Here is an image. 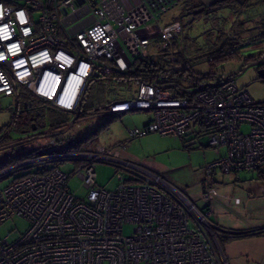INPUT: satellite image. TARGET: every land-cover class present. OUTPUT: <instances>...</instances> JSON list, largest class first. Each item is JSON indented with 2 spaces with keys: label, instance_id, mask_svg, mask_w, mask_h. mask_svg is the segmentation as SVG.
Listing matches in <instances>:
<instances>
[{
  "label": "built area",
  "instance_id": "built-area-1",
  "mask_svg": "<svg viewBox=\"0 0 264 264\" xmlns=\"http://www.w3.org/2000/svg\"><path fill=\"white\" fill-rule=\"evenodd\" d=\"M180 1L127 7L123 0H0V95L22 92L26 110L43 117L46 111L79 113L89 79L122 74L138 59L160 60L164 68L156 67L149 82L137 81L134 97L89 114L151 111L152 120L129 129L128 140L155 133L184 141L195 123L208 147L224 149L200 168L197 207L164 175L123 158L124 146L67 149L45 135L44 144L15 154L20 159L0 169L2 179L38 167L0 191V226L14 216L28 223L15 239H0V264H225L209 220L211 179L216 172L264 169V103L221 76H194V87L175 96L168 75L190 67L178 64L174 50L181 26L163 17ZM64 162L74 163L70 174L51 166ZM98 164L115 169L114 189L97 186ZM71 179L80 181L83 197L69 190ZM127 225L132 230L124 235Z\"/></svg>",
  "mask_w": 264,
  "mask_h": 264
},
{
  "label": "rangeland",
  "instance_id": "rangeland-1",
  "mask_svg": "<svg viewBox=\"0 0 264 264\" xmlns=\"http://www.w3.org/2000/svg\"><path fill=\"white\" fill-rule=\"evenodd\" d=\"M176 8L169 11L163 17V23L173 19L182 28L175 46V52L179 59L191 62L192 70L198 74H208L211 71H215L222 78L233 77L236 86L244 88L253 101L264 103V80L258 78V66H245L243 64L245 56L264 54V2L255 0L251 1L246 8L233 6L229 10L223 9L219 14L208 13L205 16L189 14V11H181V8ZM217 30L221 33L217 32ZM225 34L226 37L231 39L229 42L234 43L236 46V52L234 53L240 56V60L219 62L211 69L206 61V56L213 53L221 44L226 42ZM147 53L151 57L155 54V50L153 47H149ZM97 62L108 64L102 61ZM134 68L135 66L132 65L122 74L130 73ZM118 76L120 75L117 74V78H113L114 76L106 78L99 76L94 78L95 80L93 81L91 79L88 80L82 95L80 108L81 114H87L88 116L84 118L80 117L73 122L75 119L73 113L69 114L70 122L66 130L59 135L56 134L62 132V129H59L56 133L54 132V137L63 140L60 143L61 147L66 148L67 145L73 142H80L88 134H93L99 125L111 118L110 115L95 116L89 113L99 107H105L106 104L112 101H124L134 97L137 89L136 82L128 79H119ZM17 100L21 101L20 105ZM22 101V92L18 96L6 97L0 95V163L7 159V157L25 153L32 148H36L40 143L44 144L46 141V139H43L45 135L53 132L50 130L51 128L45 129L50 124L49 119L51 115L49 111L45 112L46 127L39 125L37 127V123L32 121L36 124L32 123L33 126L30 128L31 133L28 131L27 127L29 126L26 120L20 125V128L17 124L11 126L14 118L21 120L24 117L25 112H23ZM32 114L37 115L35 112H32ZM38 116L43 118L42 115ZM152 116L151 111L130 112L116 116L107 129L97 132L92 136L91 140L87 141V143L84 142L81 148H85L88 145H100L119 149L121 146H124V149H120V154L123 158H126L124 155L128 157L135 155V159L137 160L135 162H142L165 177L174 172L181 173L178 170L183 168L182 166L188 163L189 160H192L195 165L198 162L194 159L198 150L203 153L207 152L206 156L210 159L207 163L219 157L213 149H198L199 143L206 145L207 139L205 135H201V141L199 139L195 140V143L188 141L191 135L199 133L200 127L197 124L195 130L191 129L187 135L185 134L187 140L184 142L185 145L177 137L160 136L155 133L148 134L139 139L128 140V130L142 128L149 122ZM29 133L31 137L27 136L26 138V134L29 135ZM35 137H41L42 140H37ZM30 138L34 139L30 141L29 145L27 144L28 142L24 144L16 143L22 139ZM50 151L57 152L58 149L55 148ZM43 152H45V149L39 150L37 153ZM220 154H224L223 148ZM204 165L198 166L196 170L200 180L202 179L200 168ZM51 166H55L57 169H61L68 174L74 170V163L72 162L57 163ZM37 168L33 167L24 171L14 172L0 179V191L13 182L15 178L26 173L35 172ZM184 171L186 172V170ZM95 172L97 186L107 190H112L117 186L116 171L113 167L98 164L96 165ZM67 186L76 197L81 198L84 196L85 191L81 187L79 180L71 179L68 181ZM27 228L28 223L24 219L14 216L0 226V239L8 236V240H13L23 234ZM131 230V226H124L123 234L128 235L131 233Z\"/></svg>",
  "mask_w": 264,
  "mask_h": 264
},
{
  "label": "crops",
  "instance_id": "crops-1",
  "mask_svg": "<svg viewBox=\"0 0 264 264\" xmlns=\"http://www.w3.org/2000/svg\"><path fill=\"white\" fill-rule=\"evenodd\" d=\"M138 1L139 0H123L127 7L134 5ZM221 1L223 0H181L176 6V9L181 8V11H189V14L204 16L203 13L206 9L210 10L211 7ZM210 11H214V9ZM22 107L23 112H25L22 119L24 121L29 110H26L23 105ZM151 120L152 118L149 122ZM196 126L197 125L192 124L187 133L190 132L191 129L195 130ZM45 129H50V127ZM191 134L193 133L191 132ZM201 135L204 134L201 128H199V133L191 135L188 141H193L194 143L197 139L201 141ZM185 137L184 142L187 141ZM200 148L211 149L207 146V143L206 145L199 143L198 149ZM221 150L222 149H219L217 152L213 151L218 154V156H222L224 154H220ZM206 153L207 152L203 153L198 150L194 158L198 161L195 163L197 166L194 165L192 160H189L188 163L182 166L183 168L178 170L181 173L174 172L166 177L174 185L184 190L190 202L197 207H202L200 202L202 183L196 170L198 166L207 164L210 160L207 158ZM124 156L129 160L137 161L135 155H131L130 157ZM184 170H186V172ZM211 181L213 199L209 203V208L212 211L209 220L214 226L225 232L252 231L264 228V169L228 175L216 172L212 176ZM220 250L221 257L225 264H264V236L231 239L226 241Z\"/></svg>",
  "mask_w": 264,
  "mask_h": 264
},
{
  "label": "trees",
  "instance_id": "trees-1",
  "mask_svg": "<svg viewBox=\"0 0 264 264\" xmlns=\"http://www.w3.org/2000/svg\"><path fill=\"white\" fill-rule=\"evenodd\" d=\"M251 1H255V0H243V1H240V0H223V1L219 2L218 4H216L215 6L210 8V10L214 9V11H210L209 9L208 10L206 9V11H204L203 14H204V16L207 15L208 13L216 15V14L220 13L219 12L220 10L225 9V8L229 10L233 6L238 7V8H246L247 6H249V3ZM258 1L264 2V0H258ZM217 32H220V31L217 30ZM226 34H228V33H226ZM226 34H225L226 42L221 44L217 48V50H215L213 53L208 54L206 56V61H207L208 65L211 69L214 68L216 66V64L219 62H224L227 60L228 61H239L240 60V56L237 53L236 54L234 53V52H236L235 51L236 46L234 45V43L229 42L231 39L226 37ZM176 42L174 44V50H175ZM175 54H176V52H175ZM257 55H259V56H256V54L255 55L251 54V55L245 56L244 60H243V64L245 66H247V65L253 66L252 64L257 63V66H258L257 69L264 68V54H257ZM177 62L181 66L189 65L190 71H185V70L179 68V70L177 72L170 73L168 75V77L172 78V80H173V85L171 87L174 88V92H175L176 97L183 96L184 95L183 91L186 90V88L194 87L193 86L194 85V79H193L194 76H198L201 79H207V78L211 79V78H214L215 76H221L220 74L215 73V71H211L208 74H198L192 70V63L191 62L182 61L179 59L178 56H177ZM133 65L135 66V68L132 72L124 74V75L118 74V75H120V76H118V78L123 79V80L128 79V80L135 81V82L140 81V80L149 82L153 78V74H154L156 67L164 68V66H165L160 60L157 61V60H152V59H145V60L138 59V60H135ZM113 78H117V74H115ZM93 80H95V79L94 78L91 79V81H93ZM182 89H183V91L181 92ZM76 111H78V110H76ZM50 115L51 116L49 119L50 120L49 121L50 122L49 127L53 131L51 133V135L54 136L55 133L59 129H62V132H59L56 135L62 134L66 130L68 123L70 122L69 114L50 112ZM73 116L75 118L74 121H76L80 117L84 118L85 116H87V114H81V111L79 109V113L78 112L73 113ZM115 117L116 116H113L109 120H106L103 124L99 125L93 134H88L80 142H75V143L73 142L74 144L71 143V144L67 145L66 148L67 149H79V148H81V145L84 142L87 143V141L91 140L92 136H94L97 132H100L102 130L107 129L109 124L111 122H113ZM17 119H18V121H17ZM17 119H15V118L13 119L11 126L14 124L15 125L17 124L20 128L21 127L20 125L23 124L24 121L22 119L19 120V118H17ZM25 120L27 121L28 126H29V127H27L28 131L31 132L30 128H32V126H33L32 121H35V120L27 118V116H26ZM36 123H37V127H38V125L41 127H44L46 124V116L44 115V117L41 118V120L39 122H36ZM36 123H33V124H36ZM35 138H37V137H35ZM32 139H34V138H30V139H26V140L22 139L20 141H17L16 143L17 144H22V143L24 144L25 142H28L27 144L29 145V143ZM62 142H63V140H60V143H62ZM182 142H184V141H182ZM183 145H185V143H183ZM18 159H20L19 156L8 157L7 159H5L4 161H2L0 163V169L6 167L8 165L13 164ZM214 227L216 230V240H217V243H218L220 248L222 247V245L226 241L231 240V239L246 238V237H252V236H264V228L252 230V231L225 232L216 226H214Z\"/></svg>",
  "mask_w": 264,
  "mask_h": 264
},
{
  "label": "water",
  "instance_id": "water-1",
  "mask_svg": "<svg viewBox=\"0 0 264 264\" xmlns=\"http://www.w3.org/2000/svg\"><path fill=\"white\" fill-rule=\"evenodd\" d=\"M252 65H257V63H254V64H252ZM257 75H258V78L264 80V68H260V69H258V70H257ZM24 107H26V105H24ZM73 122H75V121L73 120ZM72 124H73V123H72ZM33 130H34V129H33Z\"/></svg>",
  "mask_w": 264,
  "mask_h": 264
},
{
  "label": "flooded vegetation",
  "instance_id": "flooded-vegetation-1",
  "mask_svg": "<svg viewBox=\"0 0 264 264\" xmlns=\"http://www.w3.org/2000/svg\"><path fill=\"white\" fill-rule=\"evenodd\" d=\"M37 117H38V115L32 114V112H29L28 115H27V118H30V119H33V120L36 119ZM34 128H35V127H34ZM30 133H31V132H30ZM30 133H29V135L26 134V138H27V136H28V137H31V136H30V135H31ZM25 140H26V139H25Z\"/></svg>",
  "mask_w": 264,
  "mask_h": 264
}]
</instances>
